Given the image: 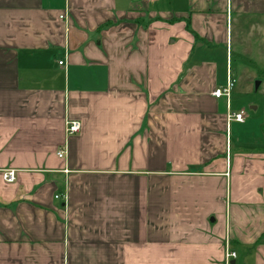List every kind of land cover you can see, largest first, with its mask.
<instances>
[{"label": "crops", "instance_id": "crops-1", "mask_svg": "<svg viewBox=\"0 0 264 264\" xmlns=\"http://www.w3.org/2000/svg\"><path fill=\"white\" fill-rule=\"evenodd\" d=\"M263 27L264 0H0V264H264V135L211 94Z\"/></svg>", "mask_w": 264, "mask_h": 264}, {"label": "rangeland", "instance_id": "rangeland-1", "mask_svg": "<svg viewBox=\"0 0 264 264\" xmlns=\"http://www.w3.org/2000/svg\"><path fill=\"white\" fill-rule=\"evenodd\" d=\"M259 32L262 33V39L255 40V43L264 46V27ZM248 41L251 42L250 38ZM245 55L247 56L232 58L234 85L229 97V106L233 111H243L246 117L245 122L249 121L246 130L235 128V124L232 123V136H240L236 131L240 130L242 134H246L248 131L251 138L258 139V136L264 135L262 128L264 125V49L248 51ZM225 65L226 62L223 58L220 86L226 83ZM220 101H222V110L225 111L224 99H220Z\"/></svg>", "mask_w": 264, "mask_h": 264}, {"label": "built area", "instance_id": "built-area-1", "mask_svg": "<svg viewBox=\"0 0 264 264\" xmlns=\"http://www.w3.org/2000/svg\"><path fill=\"white\" fill-rule=\"evenodd\" d=\"M63 16L61 15L60 18H62ZM58 65H62L63 64V60L60 59L57 61ZM226 83L223 86L220 87H216L212 90L211 94L212 96L219 98V97H223L225 99V105H226V117H227V121H237L239 123H244L246 120V117L244 115L243 111H233L230 109L229 106V97L231 94V90L233 88L234 85V80L232 79V73L230 71V66H229V60L227 62L226 65ZM80 130V123L79 121L76 120H69L65 122V127H64V133L65 135H71V134H75L77 132H79ZM65 153V149L61 148L58 152H57V156L58 157H63ZM0 176L1 178L5 181V182H12L15 179V170L14 169H5L3 171L0 172ZM56 197H58V195H56ZM236 258V252L234 251V249L230 246V243L227 241L226 242V247H225V253H224V261L225 264H231V261L234 260Z\"/></svg>", "mask_w": 264, "mask_h": 264}]
</instances>
